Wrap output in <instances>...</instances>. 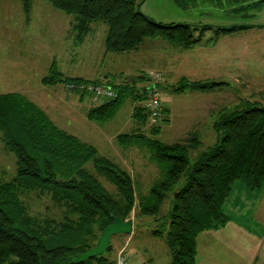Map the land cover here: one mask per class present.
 <instances>
[{
  "label": "trees",
  "instance_id": "obj_1",
  "mask_svg": "<svg viewBox=\"0 0 264 264\" xmlns=\"http://www.w3.org/2000/svg\"><path fill=\"white\" fill-rule=\"evenodd\" d=\"M20 1L28 12L31 0ZM46 1L76 18L74 27L79 38L92 22H104L105 50L111 52L137 49L148 37H160L188 49L200 43L209 30L213 34L207 41L215 42L228 33L264 26L162 23L141 12L140 0ZM173 1L186 8L193 0ZM240 1L245 4L239 7L242 9L258 8L264 2ZM145 78L146 74L139 73L129 82L106 84L115 90L116 97L89 109L88 118L96 122L108 120L124 96L143 100L146 90L137 83ZM41 81L62 82L64 86L100 83L65 77L53 63ZM153 84L155 87L157 83ZM224 84L182 78L171 92L204 91ZM164 111L160 104L163 122L167 118ZM133 115L138 123L134 131L118 133L115 138L123 147L146 145L161 169L162 177L145 192L137 191L138 182L127 169L101 154L94 145L58 127L27 97L17 92L0 93L1 140L15 155L16 164L15 175L9 181H0V264H114L111 240L101 255L76 263L68 259L95 246L113 215L132 219L137 228L152 226L150 232L155 236L164 235L171 253L168 264H196V236L226 224L228 215L222 211V204L233 183L239 180L251 191L264 183V106L253 104L227 111L223 108L213 123L216 141L194 162L189 150L196 146L195 137L187 142H162L156 136L163 122L150 124L148 135L143 131L147 112L137 102ZM166 198L170 206L164 214L161 206ZM33 200L45 201L44 212L31 209ZM163 223L165 230L160 228Z\"/></svg>",
  "mask_w": 264,
  "mask_h": 264
},
{
  "label": "rangeland",
  "instance_id": "obj_2",
  "mask_svg": "<svg viewBox=\"0 0 264 264\" xmlns=\"http://www.w3.org/2000/svg\"><path fill=\"white\" fill-rule=\"evenodd\" d=\"M140 1L141 12L162 23L264 24V2L258 8L246 7L242 9L239 7L245 4L241 5L240 0H193L189 2L190 4L186 8L178 6L173 0ZM31 2L33 11L28 26L20 1L0 0V91L14 89L12 87L15 86L12 82L17 80L16 67L23 62L24 67L31 65L27 80L30 89L32 88L31 90L35 92V87L38 86V78L41 74H46L44 69L52 55L58 59L62 52L64 44L58 46V43L55 42L52 47L46 45V39L53 37L54 33L49 31L50 33L47 34L45 31L49 26H46L44 22L46 19L45 12H41L39 7H47L51 10H57L55 12L65 13L53 7L46 0H31ZM250 14L253 16L251 17ZM212 34L213 31H207L203 40L211 37ZM162 39L160 37L146 38L137 51H130L129 55H125L127 56L125 59L123 57L121 65L124 66L125 73L130 75L136 71L134 67L141 64L156 68L166 64L168 60L169 64L166 67L171 65L170 61L172 62L170 78L165 83L161 79L155 81L156 86L146 90L143 97L145 99L149 92H156L160 104H162V100H166L164 103L170 110L168 118H165L164 122L160 121L163 123L160 125V132L156 136L158 139L165 143L187 142L192 137L197 139L196 146L189 150V157L194 162L203 151L216 141L217 135L209 124L213 122L212 112L215 108L218 110L222 105L228 107V110H234L253 104L264 106V26L233 32V35L211 50L215 53L210 56V60L200 65H198L197 60H194V57L191 58L193 62L191 66L188 65V62L186 64L184 62L182 65V55L177 57L178 51L171 47L172 44L166 43L167 41ZM230 39L232 42L228 41ZM173 47L175 48V46ZM50 50L51 52H49ZM217 51H219L220 56H216ZM130 54L133 57H130ZM235 55L237 58L233 60ZM172 56L177 57V59H170ZM92 62V59H88L86 63H81V65H90ZM105 62L113 70L115 69L112 60ZM206 63L209 67H205ZM210 63H212L211 66ZM183 66L186 71L183 70ZM199 66H202L201 69ZM209 68L214 72L209 71ZM199 69L200 71H198ZM159 71L154 69L150 72ZM159 73L163 79L161 71ZM198 73L201 75L199 76ZM211 73H214L215 76H211ZM182 78L193 81H222L227 84L216 86L215 89L208 92L191 89L183 92H171L169 87L178 85ZM164 85L168 90L163 87ZM27 97L31 99L32 96ZM130 100L129 96H124L118 103L117 111H114L111 117L104 122L88 121L84 117V113L81 116L79 112L75 118L73 112V117H69L70 115L67 114L66 118H57L56 109L50 108L51 106L46 111L50 117H53L52 121L58 127L94 145L101 154L127 169L138 182L137 191L145 192L153 185L154 180L162 177L161 169L151 158V151L141 143L125 148L120 146L115 139V135L118 133H130L135 129L127 121ZM135 102L142 105L143 100L138 99ZM217 110H215L216 113ZM161 116L160 120L164 119L163 114ZM150 126L149 121H147L143 127V131L148 135H150ZM7 152L6 164L4 169L0 171L1 182L9 181L16 172L15 155ZM1 153H3V142L0 139V156H4ZM238 182L240 181H235L233 185ZM104 183L109 189H112L111 185L105 181ZM229 196L230 193L222 204L224 213H226L223 209L225 204H227V210L231 209ZM44 203L45 201L33 200L31 209L44 212ZM169 206L170 200L166 198L161 206L164 214ZM151 227L146 224L138 228L133 226L134 229L128 239V234L125 233L113 235L111 255L115 258L116 254L124 249L130 264H168L171 253L164 235H153L150 232ZM160 228L165 230L166 225L163 223ZM115 236L121 237L122 244L120 245L123 247L114 243Z\"/></svg>",
  "mask_w": 264,
  "mask_h": 264
},
{
  "label": "crops",
  "instance_id": "obj_3",
  "mask_svg": "<svg viewBox=\"0 0 264 264\" xmlns=\"http://www.w3.org/2000/svg\"><path fill=\"white\" fill-rule=\"evenodd\" d=\"M21 8L24 11L22 2ZM39 10L41 12H45L46 14V19L44 22L46 23V26H49V28L47 27L45 31L47 32V34L50 33L49 31L54 33L53 37L46 39V45L52 47L55 42L58 43V46H62L64 44L59 58L57 59L52 55V58H50V61L45 66L44 70L46 74L49 70V67L53 63L65 77H80L87 80H96L101 84H108L111 86L114 84H121L124 82L132 81L133 77L138 75L139 73L146 74L145 79H140L138 81L137 85L139 87L145 86L147 83H155V80L151 79L149 76V72L154 69L156 71H161L163 76V79L161 78L162 82L165 83L166 80L170 78L171 67L173 64L170 61L171 65H168V67H166V65L169 64V60L166 61V64L156 67L157 69L149 67L145 64H141L138 67H134V70L136 71L133 74H126L124 66L121 65V61L123 57L124 59L127 57L125 55H129L128 53H130V51L111 52L105 50L104 39L107 33V26L104 22H92L87 33L82 36V38H79L77 29L74 27L76 18L73 15L66 14L65 12H63L65 14L55 12L57 10H51L47 7H39ZM32 11L33 8L31 2L29 11H24L25 22L28 23V26ZM231 35H233V32L220 37L215 42H208V38H206L205 40H202L200 43L188 49L176 46L167 40L166 43L172 44L171 47L178 51V55H176L177 57L179 55H182V65H184V62L185 64L188 62V65L191 66L193 64V62L191 61L192 57H194V60H197L198 65H200L205 63L207 60H210V56L215 53L211 52V50L218 47L220 43L225 41V39H228V37ZM228 41L232 42L231 39ZM173 46H175V48ZM137 49L131 51H137ZM49 52H51V50ZM216 56H220L219 51L216 52ZM130 57H133V55L130 54ZM177 57L175 58V56H172L170 59H177ZM236 58L237 55L233 57V60H235ZM88 59L93 60L92 64L81 65V63H86ZM106 60H112L114 62V70L112 69V67H109L107 65V62H105ZM14 62L19 63L18 61ZM212 63H210V66L212 65ZM201 67L202 66H199L200 69ZM205 67H209V65L206 63ZM29 68L31 69V65H29V67H24L23 62L21 63V65L17 66L15 73V75H17V80H14V83L12 82V84L15 86L12 87L14 89H5L4 91H0V93L17 92L24 95L25 97L32 96L31 99L28 97L27 98L38 105L40 108H42L46 112V114L47 108L51 106L50 108L56 109L57 118H66L67 114L70 115L69 117H73L74 115L72 114V112L75 114V118L77 117L79 112V115L81 116L84 113V117H86L88 121H93L87 116L88 110L95 106H99L106 101V99L104 98H100L97 101L96 98L90 94L80 95L78 92L71 93L65 88L62 82L44 84L41 81V78L46 75L44 73L41 74L38 78V86L35 87L36 90L34 92L31 90L32 88L30 89V84L27 80L29 79ZM200 69L198 71H200ZM183 70L186 71V68L184 66ZM210 70L211 69L209 68V71ZM211 71L214 72V70ZM198 74L199 76L201 75V73ZM211 76H215L214 73H211ZM34 83L37 84V82ZM163 87H165V85ZM165 88L168 90L167 87ZM210 90H204L201 92H208ZM164 101L166 102V100H162V106L165 108L164 113L168 118L170 110L166 103H164ZM130 102L129 117L127 121H129V123L132 124V126L135 128L138 125L136 121L137 117L133 115V106L135 104V101L131 98ZM117 107L118 105L115 107L116 110L114 111H117ZM223 108L224 111L228 110V107L222 105L218 108V110L217 108H215V110H217V113L215 112V110H213V122L209 123L212 128L214 121L221 116ZM49 118L51 120L53 119V117L50 116ZM7 151L8 150L3 145V153H1V155L4 154V156H0V171L4 169V165L6 164V159L8 157ZM228 200L230 202L229 206L231 209L227 210V204H225L223 208L228 215V221L226 222V224L221 228L208 229L197 234L196 264H263L264 183L259 189L251 191L245 188L243 184L238 182L233 185ZM133 229L134 228H132V231ZM130 235L131 234L127 236V239L130 237ZM114 243L117 246L122 244L121 237L115 236ZM121 246L123 247V245H120V247Z\"/></svg>",
  "mask_w": 264,
  "mask_h": 264
},
{
  "label": "built area",
  "instance_id": "obj_4",
  "mask_svg": "<svg viewBox=\"0 0 264 264\" xmlns=\"http://www.w3.org/2000/svg\"><path fill=\"white\" fill-rule=\"evenodd\" d=\"M149 76L155 81L161 79V74L159 72H149ZM65 87L71 93L85 92L86 94L94 96L96 100L100 98L110 99L116 97V92L112 87L101 83H66ZM141 106L147 112V117L150 124H157L162 121V119L160 120V117H162L160 113V101L156 92H149L147 97L143 99ZM114 264H130L124 249H121L116 254L114 258Z\"/></svg>",
  "mask_w": 264,
  "mask_h": 264
},
{
  "label": "water",
  "instance_id": "obj_5",
  "mask_svg": "<svg viewBox=\"0 0 264 264\" xmlns=\"http://www.w3.org/2000/svg\"><path fill=\"white\" fill-rule=\"evenodd\" d=\"M143 88L145 90L148 89L150 90L154 88V84L153 83L146 84L145 86H143ZM132 228H133L132 219L125 220L124 218L113 215L111 222L108 225H106L101 231L95 246L75 256L69 257L68 258L69 261L72 263H76V262L84 261L90 257L101 255L108 249L111 237L113 235L121 234V233L129 234L132 232Z\"/></svg>",
  "mask_w": 264,
  "mask_h": 264
}]
</instances>
